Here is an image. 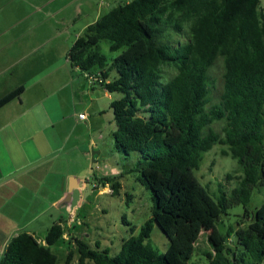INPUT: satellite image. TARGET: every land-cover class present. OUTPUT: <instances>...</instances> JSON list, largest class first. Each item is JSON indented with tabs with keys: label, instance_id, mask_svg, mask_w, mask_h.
<instances>
[{
	"label": "trees",
	"instance_id": "trees-1",
	"mask_svg": "<svg viewBox=\"0 0 264 264\" xmlns=\"http://www.w3.org/2000/svg\"><path fill=\"white\" fill-rule=\"evenodd\" d=\"M261 0H132L120 3L91 24L71 48L73 67L92 74L99 68L101 86L122 97L112 103L115 148L126 157L138 154L127 171L152 193V218L138 236L131 235L115 256L72 239L78 264H191L200 252L205 229L208 264H264V201L252 209L257 188L264 187V10ZM172 31L186 37L174 46L164 40ZM106 41L118 78L106 82ZM222 58L223 88L219 101L210 97V70ZM23 85L0 98V108L20 98ZM224 122L222 134L212 125ZM215 145L237 161V185L214 196L197 177L205 153ZM228 179H233L228 175ZM110 184L116 178L97 179ZM97 190V189H94ZM242 205L243 221L228 227L219 221ZM245 220V221H244ZM244 222V224H243ZM169 240L162 253L150 244L154 226ZM52 226L45 245L22 232L5 249L0 264H57L51 247L64 236ZM228 238H234L233 247ZM70 250L66 264H72Z\"/></svg>",
	"mask_w": 264,
	"mask_h": 264
},
{
	"label": "crops",
	"instance_id": "crops-1",
	"mask_svg": "<svg viewBox=\"0 0 264 264\" xmlns=\"http://www.w3.org/2000/svg\"><path fill=\"white\" fill-rule=\"evenodd\" d=\"M42 33L40 31L20 57L16 53H0V98L18 86L25 87L20 98L0 108V260L10 241L22 232L33 235L45 245L48 232L55 224H61L64 229L60 240L63 246L67 234L74 237L72 231L76 223H84L77 212L86 202L87 189L93 187L97 179L110 177L119 181L116 169L111 170L112 175L94 174L89 178L90 151L96 148V154L102 150L98 140L91 141L89 135H84L83 120L79 119L82 112L78 109L85 100L98 101L97 88L104 90L109 98L118 94L116 100L122 95L110 93L100 85L92 86L91 91L89 84L81 83L80 75L86 72L73 67L68 59L76 41L61 47L56 56L55 48L48 45V38L42 37ZM10 61L17 62L12 65ZM110 63L108 61L105 68L108 83L118 78ZM16 66H21L17 69L18 77L6 76L15 73ZM97 70L99 68H94L92 72ZM92 111L100 115L98 118L103 116L98 109L92 108ZM75 129L80 131L75 133ZM115 131L114 124L110 141L117 151ZM129 168L120 176L128 174ZM74 179L84 187L79 204L73 210L65 201L75 184ZM91 191L93 194L94 190ZM99 194L107 192L101 190Z\"/></svg>",
	"mask_w": 264,
	"mask_h": 264
},
{
	"label": "rangeland",
	"instance_id": "rangeland-1",
	"mask_svg": "<svg viewBox=\"0 0 264 264\" xmlns=\"http://www.w3.org/2000/svg\"><path fill=\"white\" fill-rule=\"evenodd\" d=\"M115 1L0 0V53H16L20 57L23 50L32 44L34 39L39 36L40 31H43L42 37L48 38V45L55 48L54 55L57 56L61 47L72 45V42H75L78 37L83 36L88 25L96 22L100 15L103 16L120 3L132 0ZM108 3H111V6ZM260 5V9L263 11L264 0L260 1ZM164 40L169 41L174 46L187 41L185 36L175 34L172 31L165 34ZM22 42H24V46ZM100 51L108 58L109 62L122 52V50L117 53L111 52L110 45L106 41L101 43ZM16 62L10 61L12 65H15ZM20 67L16 66L15 73L6 74V76L16 78L17 69ZM92 73L96 76L100 73V70ZM223 74L224 61L220 58L210 70V97L213 104L219 101L223 88ZM80 77H83L81 83L89 84L91 90L92 78L88 79V73H84ZM96 92L98 101L91 103L85 100L78 109L82 114L88 116L87 121H82L84 135H89L91 141L93 139L98 140L97 142L102 150V153H96L94 157L93 152H97V149L90 151L88 175L90 179L94 174L112 175L111 170L116 169L119 171L117 177L121 182L122 191L120 196H113V193L109 192L113 191L112 186L105 185L100 186L98 190H106L107 194H99V191L94 190L91 186L90 189L94 190L93 194L85 199V204L77 212L80 221L84 223L77 222L72 233L76 238L85 239L93 249H96V244L99 242L101 250L108 248L111 256H115L122 248L123 240L128 239L132 234L138 236L141 233L142 226L152 217V193L142 186L137 180L136 174L120 176V173L125 172L128 166L133 168L138 160V154H133L131 158L126 160L123 154L118 150L115 151L112 147L110 138L115 123L110 104L116 100L118 94H114V97L109 98L104 90L100 88H97ZM87 105L91 109L86 108ZM92 108L100 110L99 112L102 111L103 116L98 118L100 115L92 111ZM224 126V122H217L212 125V129L222 134ZM78 131L80 129H75V133H78ZM224 151H227L226 146L215 145L211 151L204 154L199 170L195 171L197 177L214 196L219 195L220 189L229 191L234 188L238 183L237 178L242 175L237 161L224 155ZM228 175H231L233 179H228ZM263 201L264 187H259L252 197V209L260 206ZM243 214L244 207L242 205L236 206L230 209L229 214L219 221L218 227L224 235H226L228 227L236 226L237 223L243 221ZM211 232L209 229L204 230L199 243L200 252L193 257L191 264H208V260L203 253L209 249L207 236ZM74 237L67 234L63 246L60 245L61 240L51 248L58 258L57 264H66V258L70 250L74 251L72 264H78L79 254L77 246L72 240ZM227 240L228 245L233 247L235 244L234 238L227 237ZM150 244L162 253L166 252L169 247L168 238L157 224L154 226Z\"/></svg>",
	"mask_w": 264,
	"mask_h": 264
},
{
	"label": "water",
	"instance_id": "water-1",
	"mask_svg": "<svg viewBox=\"0 0 264 264\" xmlns=\"http://www.w3.org/2000/svg\"><path fill=\"white\" fill-rule=\"evenodd\" d=\"M95 155V152H93V157ZM75 184L73 185V188H70V195L68 196V199L65 201L66 203H69L72 207V209L74 210L75 207H77V205L79 204V201L82 197V192L81 189L84 187V184L82 183H77L74 179ZM88 190V194H86V196H84V198L86 199L90 194H91V189H87Z\"/></svg>",
	"mask_w": 264,
	"mask_h": 264
},
{
	"label": "built area",
	"instance_id": "built-area-1",
	"mask_svg": "<svg viewBox=\"0 0 264 264\" xmlns=\"http://www.w3.org/2000/svg\"><path fill=\"white\" fill-rule=\"evenodd\" d=\"M93 74V73H92ZM92 74H88V79H91V86H95V85H102L105 83V80L102 78V75L99 73L98 75L94 76ZM91 76H94V77H91ZM79 119L85 121L87 120V115L85 114H81L79 115ZM93 188L94 189H100V185L96 182L93 183ZM110 193H113V191H109Z\"/></svg>",
	"mask_w": 264,
	"mask_h": 264
}]
</instances>
